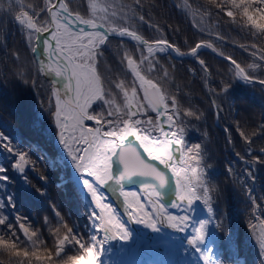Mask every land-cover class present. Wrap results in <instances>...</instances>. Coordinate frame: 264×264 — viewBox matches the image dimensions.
<instances>
[{"label": "trees", "instance_id": "1", "mask_svg": "<svg viewBox=\"0 0 264 264\" xmlns=\"http://www.w3.org/2000/svg\"><path fill=\"white\" fill-rule=\"evenodd\" d=\"M64 1L70 11L86 19L95 18L104 23L105 17H110L104 23L106 28L127 25L147 41L165 38L181 52H189L198 42L210 44L215 53L235 59L253 80H264V38L255 30L249 31L246 25L231 22V18L223 14L217 15L218 10L209 4V0H187L188 7H184L185 0H141L144 7L138 15H143L146 23L122 20L121 12L127 13V8L122 6L132 5L134 0ZM23 4L31 5L42 17L45 15L41 9L46 0H23ZM104 8L107 13L101 11ZM22 11L16 0H0V133L7 136L13 146L27 151L35 168L18 176L12 171L18 158L3 148H0V166L11 172L8 177L22 199L17 210L26 214L20 221L29 233H37L33 237L36 242L33 249L32 242L24 238L15 223L13 230L22 242L21 247L52 256L51 261L29 258L30 264H55L56 237L66 234L64 225L87 238V226L91 227V221L86 203L64 160L62 146L56 143V127L48 104L54 90L39 71L36 56L31 52L36 46L35 34L29 39L28 30L21 28L14 19ZM141 51L148 55L135 42L111 39L106 43L103 64L111 69L114 81H123L126 87L133 83V75L121 60L124 52L134 53L135 58ZM17 55L19 59H16ZM198 57L205 61L208 71L201 68L195 57L176 60L168 52L156 54L158 63L151 72L147 71V63L141 65L142 74L154 82L159 81L162 91L176 97L175 108L170 103L168 113L174 115L177 134L183 130L180 138L184 141L181 146L185 158V146L201 144L202 164L209 165L212 214L219 225L218 229L214 225L209 228L213 250L223 264H237L241 259L245 264H264L257 234L259 227L264 232V223L253 219L264 209V164L245 163L253 157L264 160V154L260 152L264 149V86L237 79L230 63L209 52L198 53ZM18 69L38 86L19 81L14 76ZM225 82L230 87L226 94H220L221 84ZM137 90L142 96L141 89L138 87ZM113 96L116 105L123 104V93L119 89L114 88ZM100 107L96 104L93 108L99 110ZM188 110L197 112L200 118L184 115ZM177 111L180 114H176ZM142 112L146 113L144 122L158 131L157 118L151 109L146 107ZM153 129L150 130L153 132ZM240 131L251 138L250 145L240 137ZM152 135L157 134L153 132ZM61 159L63 163H60ZM247 172L255 177L254 182ZM246 189L251 190L257 207L248 199ZM261 219L264 220V216ZM3 234L6 235V231ZM68 251L75 254V249ZM22 259L0 249V264H18Z\"/></svg>", "mask_w": 264, "mask_h": 264}, {"label": "snow or ice", "instance_id": "2", "mask_svg": "<svg viewBox=\"0 0 264 264\" xmlns=\"http://www.w3.org/2000/svg\"><path fill=\"white\" fill-rule=\"evenodd\" d=\"M16 3L21 5L23 11L15 16V21L21 28L28 30L29 39L33 33L35 34L37 44L31 48V52L35 55L42 43L48 59L52 61V63L39 61L41 64L39 71L47 76L65 80L63 94L57 87L52 93L53 99L48 101L51 105L49 114L56 127L58 143L79 172L83 187L90 194L95 208L99 209V212L90 211L88 213L92 231L87 238L64 225L66 234L56 237L55 264H113L110 259H105L106 253L111 248L112 241L133 239L130 231L131 223L143 225L153 232H159L162 226H167L180 233H190L187 244L199 254L202 264H223V261L214 257L212 250H205L202 246L208 237L209 226L214 225L218 229L219 225L212 215L213 197L210 194L212 185L207 175L209 165L202 164L204 156L201 144L185 146L186 158L185 156L176 157L175 153L179 149L174 145H184V141L180 138L183 130L181 129L178 135L175 131L169 132L161 127L159 131L162 135L153 136L146 127L142 128V124L146 122L139 118L146 107H151L153 111L164 115L169 111L170 103L173 109L177 103L175 96L162 91L159 81L154 82L152 78L142 74L144 70L141 65L147 63V71L151 72L158 63L156 54L172 51L180 57L185 55L195 57L197 63L206 72L208 68L205 61L198 57V50L210 48L211 45L198 42L189 52L185 53L165 38H158L150 43L136 30H130L127 25L122 24L118 27L110 25L106 32L103 30L104 23H107L110 17L106 16L104 23H97L95 18L86 19L70 11L69 5L64 0H58L56 3H53V0H46L45 7L41 9V12L45 13L43 17L31 5H24L23 0H16ZM209 4L218 10L217 15L223 14L231 18V22L246 25L249 31L255 30L259 36L264 38V0H209ZM122 7L127 8V13L121 12L122 20H138L146 23L144 16L138 15L144 7L141 0H134L132 5ZM184 7H188L187 0H185ZM93 11L96 9L93 8ZM101 11L107 13V8ZM205 11L209 10L205 9ZM108 32L119 37H130L139 45L146 47L148 55L141 51L134 58L132 52L123 53L121 63L126 64L127 69L135 77L133 83L127 87L123 81H114L110 75L111 69L103 64L104 46L109 42ZM45 33L47 36L44 35ZM220 55L223 56V53ZM16 59H19L18 55ZM227 59L231 62L232 72L237 79H243L248 83L253 82V78L235 59L230 56ZM189 71L194 70L189 69ZM167 75L165 71L164 76L167 77ZM14 76L25 84L38 86L36 81L26 78L21 69H18ZM260 83L264 84V80ZM138 87L142 89V96L138 94ZM229 87L227 82L221 84L220 94H226ZM114 88L123 93L122 105L115 104ZM94 104L101 105L99 110L93 108ZM176 114H180L179 111ZM184 115L200 118L197 112L192 110H188ZM90 121H94L95 126H87L86 122ZM173 121L174 115H167L169 128L175 126L171 123ZM239 135L249 145L252 143L251 138L245 132L240 131ZM129 137H134L136 141H139L140 147L151 158V161H158L164 169H170L172 176H167V173L158 169L156 164L146 161L141 152L129 142ZM0 148L18 158L13 165L17 172L24 174L26 167L34 170L35 162L31 161L27 151L13 146L10 139L2 133H0ZM260 152L264 154V149ZM249 154L251 155V148H249ZM245 163L264 164V160L253 157ZM5 171L6 169L0 166V173ZM228 171L232 172L231 167ZM246 175L253 182L255 181L251 172H247ZM144 177L151 178L157 183L144 184V191L149 195L146 200L141 201L137 192L125 191V186L135 183L136 178ZM40 178L47 180L46 177L40 176ZM8 179L6 175L0 176V180ZM25 180L27 181L26 176ZM173 181L177 188L176 199L167 207L180 209L184 213L180 216L164 211L166 205L162 202L161 189L166 188ZM113 185L116 187L113 188ZM105 188L123 197L127 222L117 214L111 203L106 202L108 197L104 191ZM246 191L248 199L254 207H257L251 190L246 189ZM7 200L8 206L15 208L11 195ZM197 201L206 207L209 213L207 218L200 220L195 218L194 205ZM3 207L4 202L0 200V209ZM262 216H264V209H261L260 214L255 215L253 219L264 223ZM0 225L5 226L7 233L6 235L0 234V249L16 258H24L18 260V264H30L29 258L33 257L36 261L52 260L51 254L44 256L36 250L21 247L22 242L13 230V225L8 222L7 216H0ZM19 227L35 249L36 242L33 241V237H36L37 233L35 231L29 233L23 223H20ZM252 227L254 228L255 225L253 224ZM151 243L143 238L137 240L140 248L144 249L149 248ZM259 248L261 256L264 257V232L259 237ZM68 249H75V254H69Z\"/></svg>", "mask_w": 264, "mask_h": 264}, {"label": "bare ground", "instance_id": "3", "mask_svg": "<svg viewBox=\"0 0 264 264\" xmlns=\"http://www.w3.org/2000/svg\"><path fill=\"white\" fill-rule=\"evenodd\" d=\"M74 170H75L76 178L78 179L80 186L82 187L81 190L89 196V202L91 203V206L93 207L94 211L99 212V209L95 208V205L91 200L90 194H88L86 188L83 187V180L80 178L79 172L75 168ZM104 191H106L105 193L109 198V200L106 202L111 203L112 206L116 209L117 214L124 221L127 222L128 217L125 214L126 212L125 204L122 206L118 198H115L112 195H108L107 191H109V189L105 188ZM139 195L141 201H144L148 198L149 193L146 194L140 193ZM110 197L114 199H110ZM194 207H195V213H194L195 218L197 220L204 219L199 215L197 206L194 205ZM164 211L177 216L184 214L178 208H173V209L166 208ZM130 231L133 234L132 240L111 242V248L109 249L108 253H106L107 257L105 256L106 260L110 259L113 262V264H127L126 259L124 257L118 258L116 260L111 259L110 253H115L116 250L120 248H124V250H128L137 243V240L143 238V239H147L148 241H151L152 243L151 246L147 249L140 248L142 252V264H166V261H169L170 259L172 260V258L174 257L178 258L181 252H187L195 259V261L202 264V261L199 258V254L196 253L194 249L189 248L187 244V239L190 238V233H180L167 226H162L159 232H153L151 229H148L143 225H137L135 223L130 224ZM207 243L208 240L206 239L204 245H202L205 248V250H209Z\"/></svg>", "mask_w": 264, "mask_h": 264}, {"label": "water", "instance_id": "4", "mask_svg": "<svg viewBox=\"0 0 264 264\" xmlns=\"http://www.w3.org/2000/svg\"><path fill=\"white\" fill-rule=\"evenodd\" d=\"M58 2V0L56 1ZM98 23V22H97ZM91 30V29H88ZM104 31L107 32V29L104 27L103 29ZM45 36H47V33L44 34ZM109 35V39H121V40H132L130 37H119L118 35H115L111 32H108ZM134 41V40H133ZM37 44V42H36ZM144 47V46H142ZM146 48V47H144ZM201 51H207L210 52L213 55H216L217 57L223 59L224 61L230 62L227 57H223V56H219L217 55L211 48H201L200 50H198V52ZM172 55L174 58L178 59V60H184V59H188L191 58V56L189 55H185L183 57L178 56L175 52H172ZM37 57V61L39 63V61H44L45 63H52V61H50L48 59V56L45 53V50L43 48V44L41 43L38 47L37 53L35 54ZM231 63V62H230ZM55 66V65H53ZM39 67L41 68V64L39 63ZM43 76L49 80L51 82V84L53 85L54 90L58 87L61 89V93L63 94L64 92V88L63 85L65 83V80L62 78H58V77H54V76H47L43 73ZM154 113L158 116V123L160 125V127H163L165 130L167 131H171L172 128H169V124L167 122V113H165L164 115H160L159 113L155 112ZM141 115V114H140ZM140 117V116H139ZM86 123H92L93 125H95L94 121H90V122H86ZM129 142L134 145L142 154V156L145 158L146 161L151 162L156 164V166L158 167V169H161L163 171H165L167 173V176L171 177L172 176V172L170 169H164L163 165H160L158 161H151V158L148 157L147 153H145L143 151V148L140 147L139 141H136L134 137H129ZM175 148L179 149L178 151H176L175 155L176 157H181L182 156V150H181V145H174ZM115 168V166H114ZM27 167L25 169V171H27ZM146 183H157L155 181H153L151 178L148 177H144V178H136L135 179V183H129L125 186V190H138L139 192L142 193H146V191H144V184ZM116 186L113 185V188H115ZM161 192L163 193V203H165L166 208L168 209H173L170 207H167L168 204H170L172 201H174L176 199V194H177V188H176V184L173 181L171 184H169V186H167L166 188L161 189ZM113 194H115V198H118L121 205L123 206V199L121 196H119L116 192H112Z\"/></svg>", "mask_w": 264, "mask_h": 264}, {"label": "rangeland", "instance_id": "5", "mask_svg": "<svg viewBox=\"0 0 264 264\" xmlns=\"http://www.w3.org/2000/svg\"><path fill=\"white\" fill-rule=\"evenodd\" d=\"M96 104H94L93 105V107L95 106ZM146 116V113H143V116H142V118H141V120L142 121H144V118L143 117H145ZM94 126V125H93ZM147 128V130H149V131H151L153 128L151 127V126H148L147 125V123H145V124H142V128ZM151 129V130H150ZM153 132H155L157 135L156 136H159V134H158V131H156V130H154L153 129ZM152 131L150 132L151 133V135H152V133H153ZM56 143L57 144H59L58 143V141H56ZM64 150V149H63ZM65 154H66V156H67V158H68V162L70 163L69 165H71V166H73V164H72V162H70V158L68 157V155H67V153L65 152ZM7 185H8V182L6 183ZM0 193H2V194H4V196H2V198L4 197L5 198V201L7 200L6 199V196H5V194L7 193V189H6V187L5 186H0ZM195 205H197V209H199V211H198V213H199V215L200 216H202L203 218H207L208 216H209V213L207 214H204L202 211H201V208H200V202L199 201H197L196 202V204ZM202 206V205H201ZM203 208H204V206H202ZM205 209V208H204ZM86 210H87V212H90V211H92V207L91 206H89V210L86 208ZM205 212H207L206 211V209H205ZM0 216H6V214H1V211H0ZM91 221V220H90ZM87 228H88V231H89V233L92 231V228L91 227H89V226H87ZM89 235V234H88ZM207 246H208V249L209 250H211V247L209 246V243H207ZM215 257V256H214ZM216 258V257H215Z\"/></svg>", "mask_w": 264, "mask_h": 264}]
</instances>
